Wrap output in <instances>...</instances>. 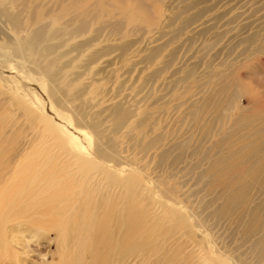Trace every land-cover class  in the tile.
Segmentation results:
<instances>
[{
	"label": "bare ground",
	"instance_id": "bare-ground-1",
	"mask_svg": "<svg viewBox=\"0 0 264 264\" xmlns=\"http://www.w3.org/2000/svg\"><path fill=\"white\" fill-rule=\"evenodd\" d=\"M50 1L58 6L48 12L50 23L64 20L58 27L63 36L77 37L88 30L89 9L77 5L79 1ZM20 5L29 10L28 0ZM76 10L79 13L75 15ZM28 20L31 23L24 26L19 15L7 16L16 41L29 38L38 44L44 42L45 26H38L37 18ZM117 23L109 25L114 32L121 31ZM237 32V45L244 46L240 52L244 59L237 61L240 67L233 70L226 63L220 65L224 66L222 71L209 79L205 76L208 80L201 84V98L188 106L185 103V118L190 129H197V136L162 133L147 141V132L152 129L145 128L148 115L143 112L139 124L125 127L134 112L119 105L111 111L110 133L92 116L83 114L74 128L78 131H63L50 108V114H39L26 104L33 101L42 110V105L54 100L59 104L70 101L63 74L36 57L22 59L24 63L16 66L1 59L0 96L21 108L32 125L46 135L45 139L35 138L41 148L36 149L31 142L24 158L0 177V244L4 254L8 252L6 223L23 221L37 231H55L61 242L74 247L68 259L71 264H264V72H260L264 70V23L250 35H244V28ZM16 48L23 50L22 44ZM38 52L33 49L35 55ZM156 53L152 52L151 58ZM260 57L263 67L257 63L260 66L247 75L251 82L247 86L241 81V65L252 58L260 61ZM192 76L193 70L186 72V83ZM19 79L32 83L30 99L20 93ZM186 88L184 95L191 89ZM40 89H45L43 95ZM122 127L126 128L125 138L133 141L131 147L137 151L133 155L139 156L141 166L125 161L121 154L128 150L121 147ZM88 146L92 150L89 156ZM152 163L154 170H167L171 176L150 177L146 167ZM184 170L195 174L198 214L183 200L180 185L169 184L180 180L174 172ZM206 225L216 234L208 232Z\"/></svg>",
	"mask_w": 264,
	"mask_h": 264
},
{
	"label": "rangeland",
	"instance_id": "rangeland-1",
	"mask_svg": "<svg viewBox=\"0 0 264 264\" xmlns=\"http://www.w3.org/2000/svg\"><path fill=\"white\" fill-rule=\"evenodd\" d=\"M28 1L29 10H23L20 5L22 0L15 5L0 3V60H10L16 66L24 63L22 59L36 57V61L42 64H52L53 70L63 74L70 101L65 103L68 107L56 100L42 105V110L33 101L27 102V106L40 111L39 114L42 111L50 114V111L58 127L68 132L77 128L79 115L83 114L92 116L110 133L111 111L115 105L134 112L133 120L125 127L139 124L144 117L141 114L145 112L148 115L145 128H152L147 132V141L162 133L176 134L177 137L189 132L198 135L197 129H190L185 118L186 106L201 98V84L207 82L209 75L222 71L224 66L220 65L226 63L227 68L233 70L240 67L237 61L241 63L244 59L240 56L244 46L237 45V31L244 28V35H250L264 23V0H77V5L89 9L88 30L68 38L58 30L64 20L55 25L50 23L51 13L48 12L57 9L56 3L51 4L50 0ZM78 13L79 10H76L73 14ZM14 14L19 15L24 26L31 23L28 17L37 18L38 26H45L44 42L38 44L29 38L20 43L16 41L7 21V16ZM197 14L196 20L187 21ZM116 23L120 24L121 31L114 32L110 27ZM32 24L33 29H37L38 26ZM21 44L23 50L19 52L16 47ZM46 47L48 50H45ZM33 49L39 51L37 55ZM152 52L158 54L151 58ZM260 61L252 58L241 65V70L239 68L240 76H246L241 77L245 85L250 86L247 75L254 72L259 65L257 63L261 65L263 59ZM190 70H193V76L186 83L184 75ZM19 81L20 93L30 99L32 83L25 79ZM44 84L47 86L45 81ZM186 86L191 89L184 95L182 92L187 89ZM40 92L43 95L45 89H40ZM24 114L16 104L0 96V142L4 141L0 145V177L8 174L24 158L31 142L36 149L41 148L36 137L46 138ZM79 129L86 131L83 126ZM125 130L124 127L120 129L119 138L121 147L126 146L128 150L121 154L125 156V161L141 166L139 164L143 162L135 156L137 151L131 147L133 141L125 138ZM86 133L90 134V129ZM87 149L89 156L92 150L90 146ZM154 169V163L146 167L150 177L158 174L166 178L172 174L164 169L161 172ZM174 176L180 180L169 184L180 185L178 189L183 200L198 214L200 203L199 196L194 194L195 174L184 170L174 172ZM6 225L4 241L8 252L4 254L0 244V264H71L68 259L74 247L61 242L55 231H37L23 221L18 224L7 222ZM206 228H209L208 232L214 231L211 234H216L210 225Z\"/></svg>",
	"mask_w": 264,
	"mask_h": 264
}]
</instances>
